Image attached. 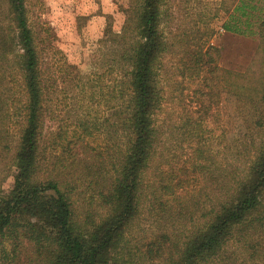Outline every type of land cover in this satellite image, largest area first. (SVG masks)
<instances>
[{
  "label": "trees",
  "instance_id": "trees-1",
  "mask_svg": "<svg viewBox=\"0 0 264 264\" xmlns=\"http://www.w3.org/2000/svg\"><path fill=\"white\" fill-rule=\"evenodd\" d=\"M170 2L130 0L120 32L100 41L103 71L81 76L32 22L27 0H0V264H126L147 224L139 264H264V56L258 70L227 71L223 92L249 107L255 131L229 157L210 149L205 120L180 117L163 134ZM228 14L223 30L264 53V0H239ZM203 50L196 73L203 58L214 63ZM195 95L215 97L201 87ZM47 121L57 127L46 137ZM166 150L193 162L191 176L163 159Z\"/></svg>",
  "mask_w": 264,
  "mask_h": 264
},
{
  "label": "rangeland",
  "instance_id": "rangeland-1",
  "mask_svg": "<svg viewBox=\"0 0 264 264\" xmlns=\"http://www.w3.org/2000/svg\"><path fill=\"white\" fill-rule=\"evenodd\" d=\"M224 1L229 12H232L239 0ZM129 2L130 0H27V6L32 22L37 24L43 37L48 29L51 45L62 52L65 61L67 59L69 64L74 65L81 76H89L101 69V56L109 52L100 45V41L107 29L120 32ZM168 8L167 21L170 27L165 28V31L170 45L173 46V53H167L163 60L160 77L166 101L158 118L159 125L163 127L164 134L169 121H177L180 117L205 120L203 129L210 132L208 145L213 153L219 154L218 160L222 162L229 157V147L236 139L245 133L255 132L249 123V107L223 92L224 83L229 76L227 71L245 73L248 69L258 66L264 53L258 48L257 41L223 30L222 26L227 21L229 12L225 10L221 0H171ZM170 32L175 38L171 37ZM190 38L192 43L186 45L185 50L184 41ZM200 46L204 47L203 51L209 48L214 63L209 65L206 62L207 57L203 58L204 63H200L202 70L196 73L190 70V67L194 66L196 59L193 56H196ZM44 58L48 62L52 58V53L47 48ZM180 60L185 61L187 71L183 70ZM258 68L259 66L257 69L255 67L256 70ZM110 79L107 75L104 85L110 83ZM204 79L213 80V89L201 86ZM200 87L206 93H213L214 99L207 100L204 97L199 101L195 92ZM202 101H205L206 106L202 105ZM56 127V124L47 121L46 137ZM102 140L103 137L99 138L93 145L98 146ZM77 152L78 148H73V153ZM164 152L163 159L172 162L173 166L182 165V168L188 171L187 175L191 176L193 162H187L186 155L180 157L182 151L175 152V158L169 154V150ZM13 181V177H10L3 188L9 190ZM147 217V211L144 210L141 217L144 224ZM149 226L150 224L142 226L146 233L141 229L134 233V240H131L127 247L129 253L123 256L126 264H139L136 251L140 249L144 252L147 243H150L152 230Z\"/></svg>",
  "mask_w": 264,
  "mask_h": 264
}]
</instances>
